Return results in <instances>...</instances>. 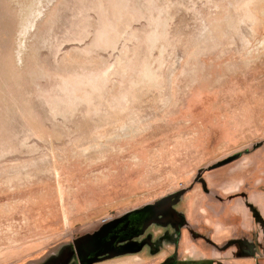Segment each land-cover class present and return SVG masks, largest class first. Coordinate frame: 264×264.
Segmentation results:
<instances>
[{"label": "rangeland", "instance_id": "374dc122", "mask_svg": "<svg viewBox=\"0 0 264 264\" xmlns=\"http://www.w3.org/2000/svg\"><path fill=\"white\" fill-rule=\"evenodd\" d=\"M181 189L153 263L264 264V0H0V264Z\"/></svg>", "mask_w": 264, "mask_h": 264}, {"label": "water", "instance_id": "95a60500", "mask_svg": "<svg viewBox=\"0 0 264 264\" xmlns=\"http://www.w3.org/2000/svg\"><path fill=\"white\" fill-rule=\"evenodd\" d=\"M230 161L232 159L220 161L209 168L214 169ZM202 173L203 169H200L195 181L200 179ZM185 192V189L178 190L163 196L162 199L154 203L136 207L123 213L120 217L107 220L92 233L78 236L72 244L65 246L60 254L51 256L43 264H95L141 251L145 247V243L137 241L136 238L144 235L150 225L157 224L164 227L172 219L177 230L183 227L185 216L183 213L177 212L175 205ZM158 251L155 249L152 252L157 253Z\"/></svg>", "mask_w": 264, "mask_h": 264}, {"label": "crops", "instance_id": "0c3cea01", "mask_svg": "<svg viewBox=\"0 0 264 264\" xmlns=\"http://www.w3.org/2000/svg\"><path fill=\"white\" fill-rule=\"evenodd\" d=\"M154 254L156 253H153L152 251L150 253H147L145 250L142 249V251H138L133 254H124L122 256L110 258L106 261L97 262L95 264H156L153 263L156 259H151Z\"/></svg>", "mask_w": 264, "mask_h": 264}, {"label": "flooded vegetation", "instance_id": "af4514ba", "mask_svg": "<svg viewBox=\"0 0 264 264\" xmlns=\"http://www.w3.org/2000/svg\"><path fill=\"white\" fill-rule=\"evenodd\" d=\"M171 226L174 227L175 231L177 232H180V230H177L176 226H175V222L171 219V222L169 223ZM170 237V234L169 233H166L164 234V236H161L159 239H153L152 235L150 234H144L138 238H136L137 241L139 242H142V243H145V246L148 245V246H152V251L155 250V249H158V247L164 243V240L166 238H169Z\"/></svg>", "mask_w": 264, "mask_h": 264}, {"label": "bare ground", "instance_id": "6f19581e", "mask_svg": "<svg viewBox=\"0 0 264 264\" xmlns=\"http://www.w3.org/2000/svg\"><path fill=\"white\" fill-rule=\"evenodd\" d=\"M32 25H33V23H32ZM32 25H31V26H32ZM29 26H30V25H29ZM110 219H111V218H110ZM107 220H108V219H107Z\"/></svg>", "mask_w": 264, "mask_h": 264}, {"label": "trees", "instance_id": "16d2710c", "mask_svg": "<svg viewBox=\"0 0 264 264\" xmlns=\"http://www.w3.org/2000/svg\"><path fill=\"white\" fill-rule=\"evenodd\" d=\"M167 263V262H166Z\"/></svg>", "mask_w": 264, "mask_h": 264}]
</instances>
